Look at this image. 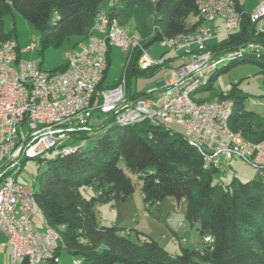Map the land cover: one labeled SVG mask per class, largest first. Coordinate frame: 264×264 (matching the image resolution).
I'll list each match as a JSON object with an SVG mask.
<instances>
[{"label": "trees", "instance_id": "16d2710c", "mask_svg": "<svg viewBox=\"0 0 264 264\" xmlns=\"http://www.w3.org/2000/svg\"><path fill=\"white\" fill-rule=\"evenodd\" d=\"M104 1L0 0V45L15 41L14 28L6 32L4 26L7 15L18 13L37 32L41 51L77 38L74 46L87 39ZM195 1L117 0L107 14L132 31L148 49L154 42L192 33L199 27ZM233 1L237 10L245 11L243 0ZM190 16L196 21L187 25ZM249 43L261 48L225 59L222 63L228 64L218 68L220 63L208 85L198 92L196 102L221 98L212 81L218 72H226L237 63H253L264 76V32L250 23L246 11L237 33L211 41L206 47L213 58H218ZM138 56L139 50H135L125 69L129 102L147 95L132 89L133 79L162 71L161 66L139 70ZM175 63L172 66L181 64ZM109 64L108 59L98 89L104 87ZM64 68L65 65L57 71ZM231 90L227 97L233 103L228 127L249 141L264 140L263 124L244 109L243 97ZM104 122L93 126L91 134L77 132L73 143H83L73 153L33 159L38 165L45 164L37 176L34 199L44 224L59 231L61 251L80 264H264V178L255 173L247 182L234 177L222 186L213 182L220 169L205 165L182 133L148 120L119 126L109 115ZM23 163L24 160L21 169ZM133 177L146 209L158 206L166 198L185 202V220L191 226L198 224L201 249L180 248L171 254L150 237L134 240L122 228L100 223L99 207L125 202L135 191ZM207 237L209 242L205 241Z\"/></svg>", "mask_w": 264, "mask_h": 264}, {"label": "built area", "instance_id": "2783aa9c", "mask_svg": "<svg viewBox=\"0 0 264 264\" xmlns=\"http://www.w3.org/2000/svg\"><path fill=\"white\" fill-rule=\"evenodd\" d=\"M195 7L199 27L164 39L167 50L157 61L149 57L136 35L103 10L96 15L87 39L65 53L62 71H43L40 61L21 58L14 40L0 45V235L5 236L9 264H58L60 233L45 224L37 230L34 221L40 212L34 189L18 182L16 176L23 160L73 153L80 146L73 143V136L91 134L96 115H112L119 126L143 120L176 125L205 165L222 169L229 160L241 159L257 177L264 178V140L249 141L228 127L232 101L227 97L195 100L220 63L261 47L249 43L237 52L213 58L207 43L237 33L245 11L237 10L233 0H196ZM247 15L252 24L264 19V0ZM111 48L125 55L123 73L115 86L98 89ZM33 49L31 44L25 50ZM135 50H139V70L165 63L170 68L160 87L129 102L125 69ZM175 61L181 64L172 66Z\"/></svg>", "mask_w": 264, "mask_h": 264}, {"label": "rangeland", "instance_id": "374dc122", "mask_svg": "<svg viewBox=\"0 0 264 264\" xmlns=\"http://www.w3.org/2000/svg\"><path fill=\"white\" fill-rule=\"evenodd\" d=\"M261 1L243 0V8L246 12H250ZM116 2L117 0H105L102 9L108 12ZM195 21L196 18L190 16L186 24L191 25ZM256 26L264 32V19L260 20ZM13 28L21 58L40 61L41 69L47 72L61 69L65 65V53L77 42V38H72L69 42H65L58 48L48 47L41 51L37 32L18 13H13V15H7L5 17V31L9 32ZM129 33L135 35L132 31H129ZM31 44L34 45V49L32 51H26V47ZM166 50L163 42H154L149 46L147 52L153 61H157L160 55ZM124 62V53L118 48H111L109 55L110 64L104 79V87L119 80L123 73ZM175 62L178 63V61ZM226 64H228L227 61L220 64L218 68ZM169 68V63H165L160 67L162 70L160 73L153 74L152 76H138L131 82L132 89L138 92H146L150 88L160 87L162 80L168 74ZM212 87L218 93H221V98L228 97V91L231 89L234 94L243 97L244 109L254 113V116L264 126V76L260 74L255 64L237 63L226 72H218L212 81ZM94 119L99 127L106 118L96 115ZM168 127L182 133L181 128L176 125H169ZM81 143L83 141L78 140L75 142V145ZM119 166L128 174L123 163H120ZM44 167V163L38 165L35 160L27 159L24 161L22 169L16 176V179L18 182H23L36 190L37 176ZM254 176L255 171L247 162L241 159H232L228 161V165H224L219 172L214 174L213 182L225 186L234 177L238 178L241 182H247ZM133 180L135 182V191L125 202L101 206L104 208L105 214L100 215L98 213L99 219L104 217V220H101L102 218L100 219V223L106 226L113 225L122 228V232H129L131 234L130 237L134 240H137V238L140 240L145 236L150 237L171 254L179 252L180 248H188L191 250L201 249L202 239L197 230L198 224L191 226L185 220V202H176L166 198L158 206L146 209L143 203V197L139 191V184L135 178ZM34 225L37 230L43 229L44 220L41 214L37 216ZM73 260L70 255L64 251H60L58 264H74Z\"/></svg>", "mask_w": 264, "mask_h": 264}, {"label": "crops", "instance_id": "0c3cea01", "mask_svg": "<svg viewBox=\"0 0 264 264\" xmlns=\"http://www.w3.org/2000/svg\"><path fill=\"white\" fill-rule=\"evenodd\" d=\"M105 13H107V12H105ZM98 213H100V215H104L105 214L104 208L99 207ZM35 221H36V219H35ZM4 242H5V236L0 235V264H9V249L6 245H4Z\"/></svg>", "mask_w": 264, "mask_h": 264}]
</instances>
